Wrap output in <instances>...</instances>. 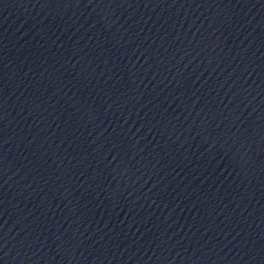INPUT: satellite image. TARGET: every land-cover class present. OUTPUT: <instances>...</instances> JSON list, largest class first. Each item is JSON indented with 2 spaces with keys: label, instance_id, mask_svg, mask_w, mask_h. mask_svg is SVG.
Wrapping results in <instances>:
<instances>
[{
  "label": "water",
  "instance_id": "obj_1",
  "mask_svg": "<svg viewBox=\"0 0 264 264\" xmlns=\"http://www.w3.org/2000/svg\"><path fill=\"white\" fill-rule=\"evenodd\" d=\"M189 264H264V0H193Z\"/></svg>",
  "mask_w": 264,
  "mask_h": 264
}]
</instances>
